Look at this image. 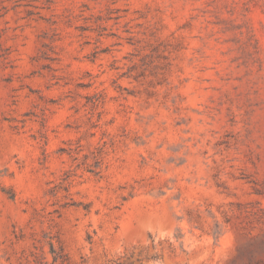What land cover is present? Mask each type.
Segmentation results:
<instances>
[{
	"label": "rangeland",
	"instance_id": "obj_1",
	"mask_svg": "<svg viewBox=\"0 0 264 264\" xmlns=\"http://www.w3.org/2000/svg\"><path fill=\"white\" fill-rule=\"evenodd\" d=\"M0 264H264V0H0Z\"/></svg>",
	"mask_w": 264,
	"mask_h": 264
}]
</instances>
